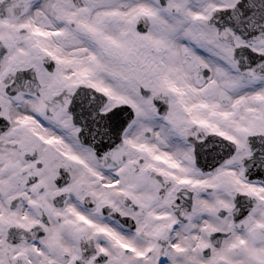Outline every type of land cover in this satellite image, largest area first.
I'll list each match as a JSON object with an SVG mask.
<instances>
[{"label": "snow or ice", "instance_id": "obj_1", "mask_svg": "<svg viewBox=\"0 0 264 264\" xmlns=\"http://www.w3.org/2000/svg\"><path fill=\"white\" fill-rule=\"evenodd\" d=\"M0 264H264V0H0Z\"/></svg>", "mask_w": 264, "mask_h": 264}]
</instances>
